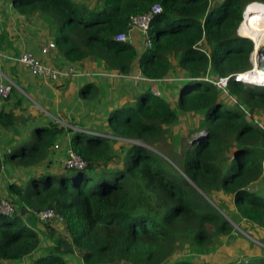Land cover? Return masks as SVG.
Here are the masks:
<instances>
[{
  "label": "trees",
  "instance_id": "trees-1",
  "mask_svg": "<svg viewBox=\"0 0 264 264\" xmlns=\"http://www.w3.org/2000/svg\"><path fill=\"white\" fill-rule=\"evenodd\" d=\"M86 1L11 4L19 14L40 16L52 25L53 49L70 64L101 61L114 74L127 76L137 63L144 78L159 81L173 72L175 60L179 93L171 106L146 90L135 103L111 111L107 134L126 141L118 150L112 147L115 140L101 133H73L70 148L84 167L69 174L37 169L53 164L50 156L64 133L51 121L35 126L30 140L19 147L0 152V202L5 197L15 207L12 215L0 214V264H69L64 257L72 253L83 264H201L192 256L177 257L178 251L186 246L198 255L209 253L232 235L233 226L196 190L210 199L218 192L232 195L236 214L225 212L230 221L239 224L243 219L264 230V131L253 124L264 114V87H244L230 79L231 102L226 104L218 89L202 80L208 74L221 78L251 68L252 42L246 38L255 40L264 33V20L255 15L239 26L245 8L264 0ZM154 6L162 11L147 32L151 47L138 53L129 42L116 40L127 33L131 17ZM263 6L249 11L257 8L261 14ZM261 51L264 55V45ZM90 86L80 90L81 97ZM14 87L0 100V132L13 137L17 125L29 120L23 115L27 106L11 98ZM240 106L248 108L250 117ZM200 114L197 131L203 134L189 144L180 166L175 164L177 172L159 146L179 115ZM4 164L21 183L13 181L3 190ZM47 209L64 217V232L43 225L51 246L32 259L42 241L33 223ZM230 264H264V258Z\"/></svg>",
  "mask_w": 264,
  "mask_h": 264
},
{
  "label": "crops",
  "instance_id": "crops-1",
  "mask_svg": "<svg viewBox=\"0 0 264 264\" xmlns=\"http://www.w3.org/2000/svg\"><path fill=\"white\" fill-rule=\"evenodd\" d=\"M81 2L87 3L86 0H81ZM11 3H12V0H0V36H2L3 38V41H1L0 43V53L4 56H11V57L12 56L17 57L18 55H20L21 52H25V51L32 53L33 55H34L35 50H39V52L41 53V49L46 47L50 42H54V28L47 20H45L44 18L40 16L25 17L19 14L12 7ZM129 39H130L129 43L137 50L138 53H141L143 50V36L138 31L132 30L129 32ZM257 47L258 46L256 45V48ZM39 59H42L47 65L53 68H65L70 65H75L79 70H82L83 72H85V74L80 77H76V78H72L68 80H60L58 82L50 84V87H51L50 89L54 94L53 103L56 104V109L59 107L60 101L70 100L73 93L78 94L79 92L77 93V91L85 87V85H83L81 88L80 86L81 79L87 78L91 81V83L86 84V86L87 85L89 86L91 85V86L87 88L86 94L83 96V98L88 97L92 100H95L96 102L101 103L103 107H102V111L100 114H102L101 117L103 118H105L107 114L109 115V113L117 107L123 106L125 104L135 103L138 96L147 90V86L145 84H143L140 87H137L131 81L130 76H133V75L135 76V75L140 74V70L138 69L137 63L133 66L132 71L130 72L129 75L127 76L124 75L122 77H108L107 78L103 76H96V73H107V72L114 73L113 71H110L109 69H107L104 66L103 62H97L95 60H90L82 64H70L61 57L57 49H50L47 55L40 54ZM171 64L174 70L172 73H169L165 78L166 80L171 79L170 83L165 82L157 86L158 89L161 91V93L166 92L167 90H171L173 87L174 88L178 87V91H179L180 76L178 75V72L180 70L177 67V64L175 63L174 60L171 61ZM14 66L15 65H13V63L2 62V60L0 62V71L12 83H13V79L15 78L14 73L12 72V69L14 68ZM175 79L177 80L174 81ZM81 99L82 97L79 95V98H77V100H81ZM107 102H110V104H108ZM75 103L71 107L70 111H67V113H66V110H68L67 105L69 103H65L64 109L63 110L58 109L57 115L52 116L50 118L60 119V120H63V122H65V120L67 121V117H65V114H67V116L69 114L70 116H72L73 111L76 109ZM1 105H2V102L0 101V107ZM81 108H83V111L78 112L77 116L72 118L71 120V124H73L74 126L82 130L81 132H76V133H85V134L96 133L95 131H92L90 129H85L84 126L81 125L82 116H86V117L94 116L93 113L89 111L90 106L88 108L89 110L86 109V107H81ZM32 110L34 111V109ZM97 116L100 117V115H96V117H93V118H97L96 120H98ZM257 118H259L261 121L264 122V114L257 115ZM93 123L94 121H90L87 126H91ZM98 124H102V121L98 122ZM105 125L107 127V123H105ZM73 133L74 132H72V134ZM106 133H107V129H106ZM2 134L4 135L5 141H8V140L10 141V136H11L10 133L2 132ZM69 135L70 133L64 130V133L59 137L57 142L59 143V146L62 149L58 151L57 150L54 151L52 156H50V160L52 159L53 164H59L62 166V161L65 156L63 150L70 147V142H69V145L66 146V144L63 143L61 140L63 139V137L64 138L66 136L69 137ZM14 138H17V137L14 136ZM28 138L24 137L22 140L20 138L18 139L20 142H25L27 141ZM9 143H8L9 145H7L9 147L4 146L0 148V152L2 154L8 151L11 147H15V146L17 147V145H14L12 141H10ZM6 174L8 173H7V169L5 165L4 170H3L4 176L2 177L1 186L3 185V183L5 185V182L3 181V179L6 178ZM23 179L24 181L27 180L25 178ZM260 181H258L257 184H260ZM8 183H11V182H8ZM43 225L44 224L42 223H40V225L37 223L35 228L37 231L38 229L41 231L40 235L42 237L44 236V239H42L43 245H48L47 242L49 243V239H46L47 237L44 235V230H43L44 228L42 227ZM244 227H246V229H249V232H252L253 237L257 240L256 242L260 243L261 245L253 243L251 239L249 240L245 238L243 242H239V244H237V246L239 247V249H237V253L239 255L238 256L232 255L230 257V261L229 262L225 261L223 264L232 263L233 261L239 258V256L241 255L240 253H244V256L246 257L252 256V257H263L264 258V230L256 226H253L247 222L244 223ZM228 238L223 239L222 244L211 252H214V251L217 252L218 250H220L221 247L227 242L226 240ZM50 245L51 244L49 243L48 246L50 247ZM65 259L69 261L67 257H65Z\"/></svg>",
  "mask_w": 264,
  "mask_h": 264
},
{
  "label": "rangeland",
  "instance_id": "rangeland-1",
  "mask_svg": "<svg viewBox=\"0 0 264 264\" xmlns=\"http://www.w3.org/2000/svg\"><path fill=\"white\" fill-rule=\"evenodd\" d=\"M261 5H264V4L259 3V4H254V5L251 4V6L249 5L247 7V9L245 10V12H243V14H242V20H243L244 14L246 15L245 20H246V17L250 18L249 15H251V16L261 15L262 12H261V14L257 13V11H258L257 8L254 11L251 10L249 13L247 12V10L250 7L255 8V7L261 6ZM262 8H263L262 11H264V6ZM242 24H243V22L241 21V25ZM242 38H244V37H242ZM251 40H253V39H251ZM254 41H257V40L255 39ZM263 41H264V38H263ZM263 41H260L261 44L264 43ZM40 54H42V53H40L39 50L34 51V55L36 57L40 58ZM97 62H101V61H97ZM175 63L177 64L176 61H175ZM250 64H251V62H250ZM172 69L174 70V68H172ZM12 72L14 73V77H15L13 79V82L15 84V87H14L15 95L13 94L11 96V98L14 100H16V99L20 100L22 102V105L24 106V108H26V106H27V108H29L23 113V115L29 119L28 122L26 124H18L17 125V127H16V134H17L16 137L17 138L10 136V141H12L14 145H17L18 147L20 146L19 144H21V142L19 141L18 138H20L22 140L24 137L25 138L29 137V140H30L31 132L35 128V126H37V125L38 126H46L48 124V122H50V121L53 123L56 122L55 120H53V118L51 119L50 117L57 115L58 109L63 110L65 103H69L67 105L68 106V110H66V113H67V111H70L71 107L74 105V103L76 101H77L75 103L76 109L73 111L72 116H70V114L68 116H67V114H65V117H67V121L65 120L64 123H67V124L71 123L72 118L76 117L78 112L83 111V108H81V107H86V109H88L90 106V110L89 109L88 110L91 111L94 116H91V117L90 116L89 117L82 116L81 117V121H82L81 125L84 126L85 129H90L92 131L108 135L106 133V125H105V123H107L108 114L105 118L101 117L102 114H100V113H101L102 107H103L101 105V103L96 102L95 100H92L88 97H86V98L82 97L81 100H77V98H79V95H80V90H78L77 93L78 92L79 93L78 94L73 93L70 100L60 101V105L56 109V104L53 103L54 94L50 89L51 88L50 84H52V82H45L42 77L32 75V73L30 72V70L28 68H26L22 65H19V64H16L14 66V68L12 69ZM209 78L215 79V77L208 74L206 76V79H209ZM176 80L177 79H175L174 81H176ZM170 81H171V79H168V80L164 81L163 83H165V82L170 83ZM88 83H91V81L89 79H87V78L81 79V81H80L81 88L83 85L86 86V84H88ZM161 84L162 83H159L156 85V88H157L158 92L160 93L159 97L165 98L168 102H170L171 106H174L176 96L179 93L178 87H176V88L173 87L171 90H167L166 92L161 93V91L157 87L158 85H161ZM140 86H142V85H140ZM167 89H168V87H167ZM164 93H166V94H164ZM219 93H220V95H222V97H223L222 100L226 104H229L231 102L228 98V96H230V95H225L221 91H219ZM61 99H63V98H61ZM107 103L110 104V102H107ZM32 109H34V111ZM96 115H100V117L97 116L98 120H96L97 118H93V117H96ZM201 115L202 114H200V115H179L178 121L176 123H174L172 126H170V128L168 129V135L166 136L164 143L161 146H159V150L162 152L161 155L163 156V158L177 172H180V169L175 164L180 166V159L182 158L184 152L189 147V144L192 141L196 140L197 138L201 137V135L203 134V133H200L199 131H197L198 127H200V122H202ZM90 121H94V123L91 126H87ZM97 121L98 122L102 121V124H98ZM62 122H63V120H62ZM95 122H97V123H95ZM69 133H70L69 137H67V136L65 138L63 137V139L61 140L63 143L66 144V146L69 145L70 139L73 136L72 132H69ZM109 136H111V135H109ZM113 140H115V141H113ZM10 141L9 140L5 141L4 135L2 134V132L0 133V148H2L4 146L9 147L7 145H9L8 143ZM112 141H113L112 147L115 150H118V148H120L126 142V141H122V139H119V140L112 139ZM136 143L142 144L140 142H136ZM155 151H157V150H155ZM46 162H48V161H46ZM43 168H44L43 166H40L37 169H40L44 172L49 171L51 173H54L55 175L69 174L70 173V171L66 170L63 166H61L59 164H51L47 169L46 168L43 169ZM8 169H10V172L8 173V170H7L8 174H6V178L3 179V181L5 182V185H4V183L2 185L3 190H4V188H6V183L10 184L8 182H13L15 180L17 181V179H18V178H16V175L12 173L11 168L9 166H8ZM26 171L27 170H23V172H26ZM20 176L22 178L27 179V174H21ZM17 182L21 183V181H17ZM196 191L204 198V200L206 202L210 203L212 205V207L216 211H218L224 218L227 215L226 213L232 214V212H233L236 214V209L234 207L232 195H225L222 192H218L212 196V199H210L209 197H206L203 194H201L200 191H198V190H196ZM261 193H262L261 195H264V190ZM36 223H38L40 225L38 220H36V222H34L33 224L36 225ZM244 223H245V221L243 219H241L239 221V224L234 223L235 226L233 225L232 235L229 237L231 239L228 238L226 240L227 242L217 252L214 251V252H209L206 254L204 253V254L198 255V253H196L195 251H192V250H188V248L185 246L183 249L178 251L177 257L183 258V257H187V256H192L193 262H195V263L200 262L201 264H223L225 261L229 262L230 257L232 255L233 256L239 255L237 253V249H239L237 244H239V242H243L245 238L249 239V240L251 239V241L253 243L257 244V242H256L257 240L253 237L252 232H249V229H246V227H244ZM35 225H34V227H36ZM48 228L50 230H53L49 226H48ZM44 229L46 230V228H44ZM38 232L41 233V231L39 229H38ZM42 239H44V236L42 237ZM49 243L51 244L50 240H49ZM49 243L47 242L48 245H49ZM48 245H43V241H41L39 249L31 256V258L33 259V258L40 256L41 254H44L46 252L47 248H49ZM240 254L241 255L238 258L240 260L244 259V258L252 257V256L246 257V256H244V253H240ZM65 257L68 258V260H69L68 262H70L69 264H81V259L79 258L78 254L72 253L68 256L66 255ZM25 261H28V259H26Z\"/></svg>",
  "mask_w": 264,
  "mask_h": 264
},
{
  "label": "built area",
  "instance_id": "built-area-1",
  "mask_svg": "<svg viewBox=\"0 0 264 264\" xmlns=\"http://www.w3.org/2000/svg\"><path fill=\"white\" fill-rule=\"evenodd\" d=\"M247 7L245 8V10L247 9ZM161 11L162 10L159 6H154L151 9V11L147 14L131 17L130 22L128 24L127 33L119 34L116 37V40L123 41V42H129L130 40L129 32L132 30H136L143 36V49L147 47H151V42L148 40L147 32L149 30L150 23L154 15L157 13H160ZM244 20H245V14H244L242 22H244ZM237 35L240 36L239 29L237 30ZM263 45L264 43L260 46V51L256 54L258 68L262 74H264V67H262V63L264 62V55L262 54V51H261ZM54 47H55L54 43L50 42L46 47L41 49V53L43 55H47L49 50L53 49ZM253 55L255 54L250 53L251 68L247 71L238 72V73H234V74H231L225 77H221V78L219 77L215 79L214 78L206 79L205 77L202 80L211 84L212 86H214L216 89H218L225 95H229L228 82L230 79H232L233 81L239 84L244 85L245 87L247 86L264 87V81L262 83H258V85H254V84H250L249 81H247L246 78L244 77L246 75L245 73H249L250 71L254 69L253 68V58H254ZM1 59H5L10 63H16L19 65H22L28 68L30 72L32 73V75L42 77L44 81L52 82V83L58 82L60 80H68V79L80 77L85 74V72H83L82 70H79L75 65H70L65 68H53L47 65L42 59H39L35 57L32 53H29L26 51L21 52L20 55H18L17 57L4 56L0 53V60ZM96 76H103V77L108 78V77H122L124 75L107 72V73H96ZM130 78H132L131 79L132 83L137 87L145 84L147 86V91L151 93L152 95H154L155 97L160 96V93L158 92L156 85L166 81V79L159 80V81L150 80V79L144 78L141 75V73L135 76L134 75L130 76ZM13 87H14L13 83L9 81L0 71V100L7 98L9 94L11 93ZM240 108L244 112L245 116L250 117V112L248 108L244 106H240ZM53 120L56 121L54 122L55 124L63 128L66 132H71V131L81 132L82 131L81 129H79L78 127L74 126L71 123L67 124V123L62 122V120L56 119V118H53ZM253 124L258 126L261 130L264 131V122L261 121L259 118L255 117L253 119ZM99 136L107 137L111 140L115 139L112 136L104 135V134H99ZM54 149L58 151L62 148H60L59 143L57 142V144L54 146ZM63 151H64L65 156L62 161V166L65 169L67 170H70L72 168L82 169L84 167V163L82 162V160L75 154V152L70 147L66 148ZM14 212H15V207L10 203V201L7 198L4 197L0 202V214L12 215ZM37 220L39 221V223H42L44 225L51 227L56 232H59V233L64 232V222H65L64 217L54 209H47V210L40 211L37 214ZM228 221L231 223L232 226L234 225L233 222H231L230 220ZM257 244L261 245L260 243H257Z\"/></svg>",
  "mask_w": 264,
  "mask_h": 264
},
{
  "label": "bare ground",
  "instance_id": "bare-ground-1",
  "mask_svg": "<svg viewBox=\"0 0 264 264\" xmlns=\"http://www.w3.org/2000/svg\"><path fill=\"white\" fill-rule=\"evenodd\" d=\"M254 10H256V9H253V11ZM247 12L248 13L250 12L249 9L247 10ZM249 16L251 17V15H249ZM261 17L264 20V11H262ZM263 38H264V33L263 32H262V34L258 35V37L256 39L257 41H255V42H254V40H251L250 38H246V39H250L253 42V47L254 48L252 49V53L255 54V55H253L254 56V58H253V68L254 69L252 71H250L249 73H245L246 75L244 77L246 78L247 81H249L250 84H254V85H258L259 81H261L262 78L264 77V74H262L260 72L259 68H258L257 58H256V54L260 51V46L262 45L260 41H262ZM256 44L258 46L257 48H256Z\"/></svg>",
  "mask_w": 264,
  "mask_h": 264
},
{
  "label": "clouds",
  "instance_id": "clouds-1",
  "mask_svg": "<svg viewBox=\"0 0 264 264\" xmlns=\"http://www.w3.org/2000/svg\"><path fill=\"white\" fill-rule=\"evenodd\" d=\"M245 11V10H244ZM243 11V12H244ZM238 36V35H237ZM240 37V36H239ZM251 41V40H250ZM252 42V41H251ZM254 47H253V42H252V49H253ZM251 53H252V51H251ZM249 61H250V59H249ZM242 85V84H241ZM244 86V85H243ZM245 87V86H244ZM247 87H259V86H247ZM73 132V131H72ZM69 133V132H68ZM74 133H76L75 131H74Z\"/></svg>",
  "mask_w": 264,
  "mask_h": 264
},
{
  "label": "water",
  "instance_id": "water-1",
  "mask_svg": "<svg viewBox=\"0 0 264 264\" xmlns=\"http://www.w3.org/2000/svg\"><path fill=\"white\" fill-rule=\"evenodd\" d=\"M192 186H194V185H192ZM221 213H222V212H221ZM20 214L23 215V214H24V211L21 210ZM222 214H223V213H222ZM224 216H225V215H224ZM225 218H226L227 220H229L226 216H225Z\"/></svg>",
  "mask_w": 264,
  "mask_h": 264
}]
</instances>
